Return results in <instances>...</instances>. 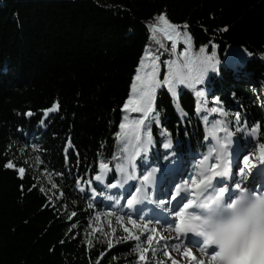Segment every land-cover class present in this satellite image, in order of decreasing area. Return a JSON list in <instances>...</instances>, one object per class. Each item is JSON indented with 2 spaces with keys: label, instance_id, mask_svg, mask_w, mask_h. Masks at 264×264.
Listing matches in <instances>:
<instances>
[{
  "label": "trees",
  "instance_id": "16d2710c",
  "mask_svg": "<svg viewBox=\"0 0 264 264\" xmlns=\"http://www.w3.org/2000/svg\"><path fill=\"white\" fill-rule=\"evenodd\" d=\"M161 12L180 26L175 49L147 27ZM184 32L191 37L187 45ZM146 49L159 56L161 80L164 62L183 63L182 52L214 54L219 70L206 77L211 96L197 95L200 86L157 89L154 112L143 117L147 128L136 140L119 124L142 118L122 106L135 95L131 84ZM260 87L264 0H0V264H148L138 258L137 241L109 249L90 234L105 199H123L109 185L125 188L123 171L131 172L137 151L140 176L188 166L192 157L211 151L214 130L220 138L231 133L240 146L264 144ZM57 102L59 110L45 117ZM29 110L33 115H24ZM8 160L16 168L6 169ZM19 167L25 168L23 179ZM102 172L105 186L95 179ZM38 173L56 185L58 204L41 191Z\"/></svg>",
  "mask_w": 264,
  "mask_h": 264
},
{
  "label": "snow or ice",
  "instance_id": "6c2138e0",
  "mask_svg": "<svg viewBox=\"0 0 264 264\" xmlns=\"http://www.w3.org/2000/svg\"><path fill=\"white\" fill-rule=\"evenodd\" d=\"M154 23L147 25L149 28L151 36L154 38L156 33L162 34L167 40L172 41V47L175 49L177 44V39L181 35L177 24L170 21L167 17L166 12H161L153 17ZM183 28L187 29L188 24L185 22L183 24ZM223 31H227V26L222 29ZM183 35L186 37V43L190 41L191 37L188 36L187 32H184ZM215 48V45H212ZM200 53H204V47L199 49ZM242 51L251 56L252 53L246 49H242ZM181 56L184 57L183 63H180L176 60H168L164 63L167 65V72L163 75V80L159 78V56L150 52L149 50H145L143 56L141 57L139 64L136 68L135 75L133 77V82L131 84L132 93L130 94L122 106V111L131 110L132 112L142 113V118L132 121V123H125L123 120L119 124V128L121 130H125V135L131 134L136 140H140V132L141 127L147 128V124L145 123V119L143 117H147L149 113L154 112L153 102L156 96L157 89H163L165 86L167 87L169 92H174L177 86H186L188 88H192L195 86H200L197 95L204 94L207 91L208 95L211 96L212 89L205 83L206 77L209 72H217L219 70V62H214V54L213 56L200 55V56H189L187 52H182ZM145 58H149V63L145 62ZM237 63L242 62V58L234 59ZM234 95V94H233ZM219 98L212 96L213 102H216ZM59 110V104L53 103L50 108L44 110V116H48L50 112H56ZM217 111L216 108H213V112ZM158 114V113H157ZM24 115L32 116L33 113L31 110L24 113ZM235 121L237 124L241 123V115L239 112L235 115ZM41 123H44L42 120ZM159 123V121H157ZM247 124V120L244 121ZM258 127V125H257ZM252 131H256V127L252 128ZM117 136H120L121 133L117 132ZM231 135V133H229ZM151 143V141H148ZM209 143H211V139H209ZM165 149H171L172 144L165 143L163 145ZM231 144L220 143L217 138V144L214 145L211 149V152L214 154V158L217 161H221L222 156L224 154L230 155ZM259 149V162L261 166H264V144L258 145ZM247 152V154H245ZM245 152L241 153V156L244 161V167H239V175L241 179L247 172L250 176L253 170L257 167L255 163L250 162L251 152H248L245 149ZM137 155L140 153L137 151ZM143 157L141 156V159ZM167 158V157H166ZM208 157H205L207 159ZM37 161L40 162V157L37 156ZM227 161L217 164L211 163L210 168L213 170L211 175L208 174L207 170L200 173V178L198 179L196 176L191 177V185L188 188L182 190L179 184L175 185V191L169 189V193L171 199L173 201L179 200L183 203V207L180 208L179 211L175 210V207L168 209L167 202L164 200H160L158 202V207L161 210H167L171 215L175 217L174 219V227L177 233L188 234L192 233L196 236L202 238V244L199 246V251L201 253H205L206 250L211 253L208 256V264H264V232H254L242 240H231L227 243L220 241L215 242L212 238L204 235L200 229V226L196 223V220L199 219L198 216L194 215L196 210V205L199 201L206 199L208 196H215L216 198H221L226 201H231L232 198L240 191H249L254 194H262L264 193V189L260 191H256L254 188H250L249 185L244 184L242 186L241 180H228L226 181L225 177H234L236 175L235 169H228L226 167ZM6 169L16 168V165L13 161L8 160L4 165ZM99 167L101 169H106L109 166L104 163H100ZM135 167V166H133ZM218 167H225L224 171H219ZM18 176L23 179L25 175V168L19 167L16 169ZM153 171H157V169H153ZM147 172V169H145ZM128 179H132L130 175H127ZM219 178L215 183L213 178ZM142 181L147 183L150 179V174H141L139 177ZM96 181L101 179L100 175H96ZM80 181L77 180V184ZM222 185V186H218ZM32 187H35L33 185ZM53 187H56L54 184ZM109 187H116L114 184H110ZM32 188L27 189L28 192H31ZM83 190V189H82ZM191 190V198H188L185 193ZM20 191L23 193L25 191L24 185H20ZM43 191V188H41ZM141 191L140 188H136L134 192L131 193L127 197L128 206H134L135 204L142 203L143 201L137 200V193ZM186 202H183L185 201ZM178 206V205H177ZM76 215L75 212L69 217L72 219ZM120 220V217H117V221ZM155 223L164 225L167 224L168 227H172V222L167 220L161 221L156 219ZM128 223L135 226L136 220L133 216H128ZM123 227V225H121ZM124 232L128 233V236L125 237V240H139L140 237L132 235L128 228L123 229ZM95 231V229H94ZM155 231V229H153ZM153 237L148 236V240L152 241ZM181 237L176 239V243L173 244V248H179L183 246L182 255L187 257L192 264H205L203 259L197 260V257L193 254V250L190 247H187V241L184 240V244L181 245ZM64 243V241H61ZM214 246V247H213ZM113 247V243L111 240L108 242V248L111 249ZM137 250L139 251V245H137ZM148 249H144L143 252H147ZM143 252L139 254V260L143 261L145 256ZM165 256H170L168 251H164ZM104 254L101 253V256ZM171 258V257H170ZM115 259V258H114ZM171 264H177L176 259H171Z\"/></svg>",
  "mask_w": 264,
  "mask_h": 264
},
{
  "label": "rangeland",
  "instance_id": "374dc122",
  "mask_svg": "<svg viewBox=\"0 0 264 264\" xmlns=\"http://www.w3.org/2000/svg\"><path fill=\"white\" fill-rule=\"evenodd\" d=\"M185 41L186 40H184L183 42L187 45L188 43H186ZM259 97L264 99V87L259 88ZM217 138L219 139L220 143L231 144V148L229 150L230 155L227 153L224 154L221 161L215 160L214 154L209 151L204 156L192 157L188 166L173 164L167 169L160 170V168H157V171H151L149 173L150 179L147 183H145L138 177L136 178L137 180L127 178V189H131L132 185L136 183L137 187L140 188L141 191L143 190L145 192L144 196H147V201L143 205L138 204L137 208L143 209V207L147 205L146 208H144L142 212H136L134 210H129L130 207L127 204V199H124V201L123 199L116 200L113 204L110 203L109 198L105 199L104 210L102 212H97L95 214V219L92 221L90 230L92 238L101 242L106 247H108V242L111 240L113 246H115L116 244L124 241L125 237L128 236V233L124 232L123 230L126 227L129 229L132 235L140 237L139 240L135 241L138 242V245L142 252L144 249H148L147 252H143L145 261L148 264H171V259H176L177 264H192V262L189 261L187 257L182 255L183 246H180L179 248H173L172 245L176 243L177 239L174 234L173 226L168 227L167 224L161 225L154 222L156 219H159L161 221L167 220L169 222L173 221L174 216L171 215L169 211L161 210V208L157 206L158 202L160 200H163L162 198L165 197L166 199H164V201L167 202V208L171 209L174 207V201L171 199L170 194H168L169 189L175 191L176 184H179L182 189H186L189 185H191L192 176H196L199 179L200 173L204 172L205 170H207L208 174L211 175L213 171L210 168L211 163H217L219 165L225 161H227L226 167L228 169H235L236 172V175L234 177H225L224 179L226 181L241 180L242 185L247 184L249 186L255 181H257V184L260 186L262 185V183H264V166H261L259 162L258 147L240 146V144H238L229 134L223 135L220 138L215 130L212 133L213 146L217 144ZM245 149H247L248 152H251L252 155L250 158V162L255 163L257 167L253 170L250 176L246 172L241 179L239 175V167H244V161L241 153L245 152ZM245 154H247V152H245ZM205 157L208 158L205 159ZM27 164L28 166L34 167L36 169L31 161H27ZM218 170L224 171L225 167H218ZM174 171L179 172L177 176L173 178L172 174L174 173ZM123 173L125 175L127 174L131 176V174L126 170H124ZM155 177L158 182L154 180ZM38 180L43 187V190L49 201L54 205L58 204L59 196L54 192V187L51 179L44 173H38ZM98 182L104 184L103 175ZM159 184L161 185L159 186ZM113 189L118 191L119 186L116 185V187H113ZM261 189H264V187H261ZM126 190H124V192ZM190 193L191 190L185 193V195H187L189 198ZM181 205H183V203ZM62 210H64V208H62ZM175 210H177V208H175ZM129 215L133 216V218L136 220L135 226L128 223ZM118 216L120 217L119 221H117ZM121 225H123V227ZM153 229H155V231H153ZM148 236L153 237L152 241L148 240ZM183 244L184 243L181 240V245ZM186 246L190 247L193 251H198L197 246ZM164 251H168L170 256H165L163 254ZM208 256L210 255L204 256L206 257L207 262L205 264H208Z\"/></svg>",
  "mask_w": 264,
  "mask_h": 264
},
{
  "label": "clouds",
  "instance_id": "9594fccd",
  "mask_svg": "<svg viewBox=\"0 0 264 264\" xmlns=\"http://www.w3.org/2000/svg\"><path fill=\"white\" fill-rule=\"evenodd\" d=\"M194 215L202 233L215 242L242 240L264 232V193L240 191L231 201L208 196L197 203Z\"/></svg>",
  "mask_w": 264,
  "mask_h": 264
},
{
  "label": "bare ground",
  "instance_id": "6f19581e",
  "mask_svg": "<svg viewBox=\"0 0 264 264\" xmlns=\"http://www.w3.org/2000/svg\"><path fill=\"white\" fill-rule=\"evenodd\" d=\"M179 172V171H178ZM178 172L177 171H174V173L172 174V177L174 178V177H176L177 176V174H178ZM154 180H156V177L154 178ZM172 180H174V179H172ZM218 180V178H213V181H214V183L216 182ZM156 182H158V180H156ZM161 184H159V186H160ZM256 185H258V184H256ZM158 186V187H159ZM218 186H222V185H218ZM250 187V186H249ZM261 187H264V183L260 186V188ZM144 194H145V192L142 190V193H141V195L142 196H144ZM189 198H191V194H189ZM137 206V205H136ZM134 206H132L131 207V209L132 210H134L135 208H133ZM142 207V206H141ZM197 252L196 251H193V254L197 257V259L198 260H200V259H203L204 261H205V263H207L206 262V257H204V256H206V255H204L203 253H201L200 251H199V248H197Z\"/></svg>",
  "mask_w": 264,
  "mask_h": 264
}]
</instances>
